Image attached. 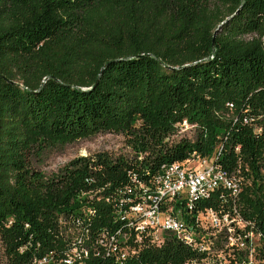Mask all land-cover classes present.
Segmentation results:
<instances>
[{"label": "trees", "instance_id": "16d2710c", "mask_svg": "<svg viewBox=\"0 0 264 264\" xmlns=\"http://www.w3.org/2000/svg\"><path fill=\"white\" fill-rule=\"evenodd\" d=\"M181 123L195 137L170 141ZM101 133L123 135L132 154L77 158L48 177L32 165ZM192 154L252 180L238 212L264 236V0H0L7 264L62 259L76 238L92 255L83 264H112L94 241L119 226L115 189ZM195 259L167 235L120 264Z\"/></svg>", "mask_w": 264, "mask_h": 264}, {"label": "built area", "instance_id": "2783aa9c", "mask_svg": "<svg viewBox=\"0 0 264 264\" xmlns=\"http://www.w3.org/2000/svg\"><path fill=\"white\" fill-rule=\"evenodd\" d=\"M251 184L250 178L196 154L163 164L147 177L129 175L114 194L119 226L101 230L94 256L120 264L144 245L161 246L171 235L196 254L186 264H224L226 256L231 263L240 257L242 264H264V236L254 230L253 221L242 220L237 207L243 187ZM73 245L62 259L46 254L35 264H83L92 256L79 238Z\"/></svg>", "mask_w": 264, "mask_h": 264}, {"label": "rangeland", "instance_id": "374dc122", "mask_svg": "<svg viewBox=\"0 0 264 264\" xmlns=\"http://www.w3.org/2000/svg\"><path fill=\"white\" fill-rule=\"evenodd\" d=\"M178 127L177 134L170 141L177 142L181 137L192 140L195 137L196 130L186 123L176 125ZM131 149L127 145L125 137L114 133H101L90 136L85 139L77 140L64 146L46 149L44 152L32 159V165L44 173L47 177L57 174L70 161L89 157L95 158L98 155L117 158L131 155ZM244 257L245 248H241ZM231 259V258H230ZM234 258H232L233 260ZM243 259V258H242ZM231 263L229 258L223 261L224 264H242L239 261ZM0 264H7L4 250L0 242Z\"/></svg>", "mask_w": 264, "mask_h": 264}, {"label": "water", "instance_id": "95a60500", "mask_svg": "<svg viewBox=\"0 0 264 264\" xmlns=\"http://www.w3.org/2000/svg\"><path fill=\"white\" fill-rule=\"evenodd\" d=\"M217 30H218V29H217ZM217 30H216V31H217Z\"/></svg>", "mask_w": 264, "mask_h": 264}]
</instances>
